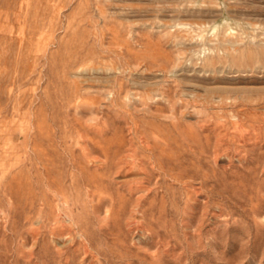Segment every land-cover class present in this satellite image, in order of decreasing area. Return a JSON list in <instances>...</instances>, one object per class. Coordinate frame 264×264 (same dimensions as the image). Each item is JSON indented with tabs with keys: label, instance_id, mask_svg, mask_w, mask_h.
Here are the masks:
<instances>
[{
	"label": "rangeland",
	"instance_id": "obj_1",
	"mask_svg": "<svg viewBox=\"0 0 264 264\" xmlns=\"http://www.w3.org/2000/svg\"><path fill=\"white\" fill-rule=\"evenodd\" d=\"M0 264H264V0H0Z\"/></svg>",
	"mask_w": 264,
	"mask_h": 264
}]
</instances>
